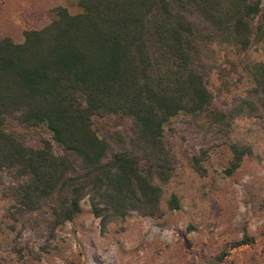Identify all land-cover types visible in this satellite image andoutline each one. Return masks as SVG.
<instances>
[{"label":"trees","instance_id":"obj_1","mask_svg":"<svg viewBox=\"0 0 264 264\" xmlns=\"http://www.w3.org/2000/svg\"><path fill=\"white\" fill-rule=\"evenodd\" d=\"M78 12L52 10L22 42L0 38V171L14 175L11 201L21 213L47 208L53 226L86 199L100 230L134 212L160 215V184L172 159L163 125L197 115L206 89L208 46L264 36L259 0H77ZM248 99L264 108V62L247 68ZM126 120L127 132L93 127ZM43 128L27 146L14 132ZM226 174L247 153L230 146ZM176 209L174 197L168 203ZM241 239L234 247L246 245Z\"/></svg>","mask_w":264,"mask_h":264},{"label":"rangeland","instance_id":"obj_2","mask_svg":"<svg viewBox=\"0 0 264 264\" xmlns=\"http://www.w3.org/2000/svg\"><path fill=\"white\" fill-rule=\"evenodd\" d=\"M77 0H0V38L22 42L55 7L78 12ZM264 7V0H259ZM210 100L197 115L178 114L163 125L172 159L160 184V215L128 213L100 230L86 199L70 221L53 226L47 208L25 214L11 201L14 175L0 171V264H264V108L248 99L247 68L264 62V36L208 46ZM129 123L99 119L93 127L127 132ZM14 132L27 146L49 139L43 128ZM247 153L226 174L230 146ZM174 197L176 209H169ZM246 238L248 244H233Z\"/></svg>","mask_w":264,"mask_h":264}]
</instances>
